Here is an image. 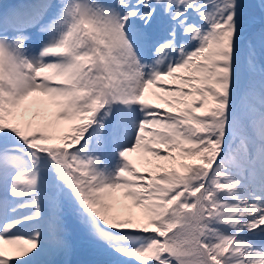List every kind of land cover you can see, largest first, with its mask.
Here are the masks:
<instances>
[{"label":"snow or ice","instance_id":"6c2138e0","mask_svg":"<svg viewBox=\"0 0 264 264\" xmlns=\"http://www.w3.org/2000/svg\"><path fill=\"white\" fill-rule=\"evenodd\" d=\"M0 264H264V0L0 3Z\"/></svg>","mask_w":264,"mask_h":264},{"label":"bare ground","instance_id":"6f19581e","mask_svg":"<svg viewBox=\"0 0 264 264\" xmlns=\"http://www.w3.org/2000/svg\"><path fill=\"white\" fill-rule=\"evenodd\" d=\"M13 2H15V0H0V3H13ZM133 157H135V154H133ZM4 247L7 249V248H11L12 246L5 245ZM77 249H78V254L86 251L91 252L90 244L83 237H79L77 239Z\"/></svg>","mask_w":264,"mask_h":264},{"label":"rangeland","instance_id":"374dc122","mask_svg":"<svg viewBox=\"0 0 264 264\" xmlns=\"http://www.w3.org/2000/svg\"><path fill=\"white\" fill-rule=\"evenodd\" d=\"M96 257H94L91 252H81L79 254H77L76 257H74L75 260H81V259H94Z\"/></svg>","mask_w":264,"mask_h":264}]
</instances>
